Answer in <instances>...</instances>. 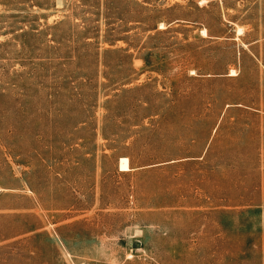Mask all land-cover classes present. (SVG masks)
<instances>
[{
	"label": "rangeland",
	"instance_id": "374dc122",
	"mask_svg": "<svg viewBox=\"0 0 264 264\" xmlns=\"http://www.w3.org/2000/svg\"><path fill=\"white\" fill-rule=\"evenodd\" d=\"M0 264H264V0H0Z\"/></svg>",
	"mask_w": 264,
	"mask_h": 264
},
{
	"label": "bare ground",
	"instance_id": "6f19581e",
	"mask_svg": "<svg viewBox=\"0 0 264 264\" xmlns=\"http://www.w3.org/2000/svg\"><path fill=\"white\" fill-rule=\"evenodd\" d=\"M206 32V30H204ZM243 32L242 28H239V33ZM130 169V161L128 157H121L120 159V170H129Z\"/></svg>",
	"mask_w": 264,
	"mask_h": 264
}]
</instances>
